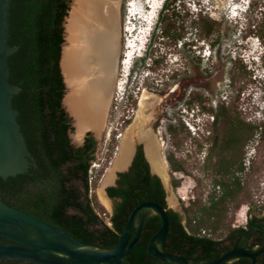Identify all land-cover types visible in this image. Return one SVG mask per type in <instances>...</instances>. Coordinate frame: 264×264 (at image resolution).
Listing matches in <instances>:
<instances>
[{
  "label": "trees",
  "instance_id": "obj_1",
  "mask_svg": "<svg viewBox=\"0 0 264 264\" xmlns=\"http://www.w3.org/2000/svg\"><path fill=\"white\" fill-rule=\"evenodd\" d=\"M68 2L10 0L8 44L16 45L18 49L7 57L8 81L19 88L12 97V106L17 111L16 120L36 167L15 177L9 176L6 181L0 177V182L22 196L16 208L64 230L79 241L109 248L116 244L131 210L141 203L145 190H149L148 199L163 207L165 204L161 188L151 189L150 178L138 172L130 177L123 191L107 187L109 195L121 196L122 201L117 202L111 212L106 211L95 189L117 145L115 133L110 137L108 156L97 169L91 168L96 160L93 137L86 136L81 146L70 142L69 120L61 106L64 84L59 67L62 22ZM163 7L166 13L162 14L160 31L158 28L152 31L147 47H156L164 39L176 41L182 37L173 21V16L178 15L173 9L168 11L171 8L169 1ZM196 22L201 36L205 39L214 36L212 44H215L219 39L218 23L207 16L199 17ZM257 34L264 38V24ZM135 61L140 62L143 68L157 59L145 50L144 54L136 56ZM205 89L210 95L216 92L209 79ZM125 98L127 104L136 105L132 94H126ZM208 101L209 97L196 91H190L186 99L188 107L198 106L213 115L212 134L205 138L208 145L200 165L202 175L209 179L210 188L205 197L196 195L188 206L182 207L184 224L179 222L175 212H168L169 232L164 243L166 252L196 259L209 258V248L216 239L233 231L232 216L243 201L249 199V182L254 172L251 165L250 172L240 174L244 167V147L257 134L264 140V123L246 122L237 109L235 99H218L214 105ZM125 116L121 118L124 126L131 120ZM166 131L175 148L181 147L189 137L181 125L169 123ZM194 146L201 151L204 145L196 140ZM166 159L171 171L185 170L173 153H168ZM172 184L174 188L178 187L176 181L172 180ZM251 212L249 208L248 214ZM101 213L104 217L99 216ZM159 226L157 215L146 219L139 240L125 257L126 264H166L154 260L146 252L148 241ZM3 239L0 237V241ZM240 262L241 259H238L232 264ZM0 264L37 263L0 260Z\"/></svg>",
  "mask_w": 264,
  "mask_h": 264
},
{
  "label": "rangeland",
  "instance_id": "obj_2",
  "mask_svg": "<svg viewBox=\"0 0 264 264\" xmlns=\"http://www.w3.org/2000/svg\"><path fill=\"white\" fill-rule=\"evenodd\" d=\"M144 1L120 0L118 66L105 123V135L95 147L94 162L99 166H94L93 169L104 164L108 156L110 137L115 133L117 145L110 158L112 161L116 150L118 151L119 141L134 122L141 108L143 125L140 133L148 132L156 136L161 144L162 156L173 153L175 159L185 168L183 172L171 171L168 162L164 159L167 175L165 179L162 177V180L166 187L167 205L183 211V208L180 209L181 206H188L196 195L205 197L210 188L209 179L202 175L200 165L208 145L205 138L212 134L210 117L212 114L199 109L198 106L188 107L186 99L189 92L204 93L209 97L208 103L213 105L218 99L227 101L235 99L240 115L246 121L252 119L258 123L257 111L264 115L263 110L260 109L263 105L261 99L264 96L261 93L264 79V53H262L264 38L261 39L257 34L259 27L264 24V0H252L247 22L238 9L242 5L241 0H201L202 10L206 12L199 17L207 16L218 23L219 39L214 42L215 44H212L214 36L212 39L201 36L200 26L196 22L199 17L190 12L193 9L188 5L192 0H171L170 9L178 15L173 16L174 26L182 33V37L176 41L171 38L164 39L156 47H147V43L152 36V29L155 25H160L162 14L166 13L163 12V4L166 1L170 3V0H148L153 7L151 9L145 6ZM179 2H183L185 8L191 7L186 10L187 16L181 11ZM128 3L131 4L132 9L138 8L139 3L142 5L141 16L144 20L133 21L137 18L129 14ZM238 16L240 18H237ZM145 21H149V26ZM144 30L146 32H141ZM145 50L152 57L156 56L157 61L142 68L141 63L136 62L135 59L136 56L144 54ZM208 79L216 90L213 95L205 89ZM128 93L136 100L135 106L125 102ZM144 94V103L140 107V100ZM123 115L131 119L126 126L122 125ZM186 121L198 123L200 129L197 135L189 130ZM169 123L181 125L189 135L179 148L171 144L166 131ZM71 133L73 134L74 131L71 130ZM195 139L203 142L201 151L195 148ZM244 150L245 157H250V165H253L254 172L249 182V199L244 200L240 207L249 205L253 213L263 212L264 140L257 134L245 145ZM103 174L97 183L95 193L106 211L111 212L110 203L103 195L106 200L104 203L99 193ZM172 180L177 182V188H173ZM238 209L232 216V224L235 223ZM101 216L104 217L103 213Z\"/></svg>",
  "mask_w": 264,
  "mask_h": 264
},
{
  "label": "water",
  "instance_id": "obj_3",
  "mask_svg": "<svg viewBox=\"0 0 264 264\" xmlns=\"http://www.w3.org/2000/svg\"><path fill=\"white\" fill-rule=\"evenodd\" d=\"M74 1L69 0L67 13L62 22L63 41L61 43L59 67L64 84L61 106L69 119L70 125L68 136L71 138V144L81 146L86 136H92L98 144L105 135V123L112 101L118 66L120 28L119 35L116 33L113 55L111 63L108 66L110 98L105 113L100 120V127L94 128L93 125L89 124L82 132L77 133V118L74 114L75 112L69 106L68 98L76 94L80 96L81 89H87L89 87L87 83H90V81V84H93L102 71L100 73L94 72L93 75L87 77V73L82 70V73L75 78L73 76L71 81L68 80L64 71V49L69 44L67 41L66 21L74 5ZM9 13L10 0H0V177L2 178L23 174L34 170L36 167L20 130V125L16 120L17 111L12 106V97L19 91V88L8 81L9 66L7 64V57L17 51L18 46L8 44ZM91 105L95 104L92 103ZM71 130L74 131L73 134ZM140 143L143 144L139 139L133 140L132 153L126 164L111 167V163L116 156V150L112 161H110L109 166L104 171L105 174L108 168L111 167L109 171L112 175L111 181L103 185L106 199L107 187L114 185L118 173L128 168L135 152L136 144ZM151 215L159 217L160 226L150 237L146 252L154 260L161 263L232 264L239 258L246 257L250 259L249 264H255L256 257L264 253V243L251 247L237 246L235 244L215 258L196 259L191 256L166 252L164 250V243L169 232V218L166 208L154 201L147 200L136 205L131 210L116 244L109 248H102L94 244L79 241L64 230L40 220L25 211L9 206L0 200V236L8 240L7 242L0 243V260H25L37 264H126L125 257L139 240L142 227L146 219Z\"/></svg>",
  "mask_w": 264,
  "mask_h": 264
},
{
  "label": "bare ground",
  "instance_id": "obj_4",
  "mask_svg": "<svg viewBox=\"0 0 264 264\" xmlns=\"http://www.w3.org/2000/svg\"><path fill=\"white\" fill-rule=\"evenodd\" d=\"M119 4L120 0H75L66 21L69 44L64 49L63 66L68 80L71 81L73 76L74 78L79 76L82 70L87 73V77L93 75L94 72L102 71L99 74L100 78L97 77L98 79L93 84H90L91 81L87 83L89 85L87 89H81L80 96L76 94L68 98L69 106L77 118V133L82 132L89 124L94 128L100 127V120L108 105L110 98L108 66L113 55L116 33L119 35ZM238 9L241 10V7ZM127 47L129 48L130 45ZM144 98L145 94L141 97L140 107L144 103ZM92 103L95 105H91ZM140 111L141 108L134 122L122 136L111 167L126 164L132 153L133 140L139 139L144 142L146 153L154 170L165 179L166 163L159 151L158 140L148 132L143 135L140 133L143 125ZM110 168L100 182L99 193L104 203H106V198H103V185L111 181Z\"/></svg>",
  "mask_w": 264,
  "mask_h": 264
},
{
  "label": "flooded vegetation",
  "instance_id": "obj_5",
  "mask_svg": "<svg viewBox=\"0 0 264 264\" xmlns=\"http://www.w3.org/2000/svg\"><path fill=\"white\" fill-rule=\"evenodd\" d=\"M178 1H181V0H178ZM192 2L196 6L194 8H192L193 10H191L190 12L198 15V17H199V15L203 16V14H204L203 12H206V11L202 10L201 0H192ZM171 5L172 4H171V0H170V7H171ZM179 7H180L181 11L183 12V14H185L187 16L188 14L186 13V10H188L189 7L185 8L183 2H179ZM168 11L171 12L172 9H168ZM261 87H262L261 93H262V95H264V79L262 81ZM263 97L261 99V102L263 103V105L260 107V109L263 110L262 112L264 113V98ZM237 109H239L238 106H237ZM260 113H261L260 111H257L258 117H256V118L258 119V123L254 122L252 119H251V121H246V120L245 121L248 123H252V124L264 123V115L260 114ZM156 139L158 140L157 137H156ZM158 142H159V140H158ZM143 144H144V142H143ZM143 144L140 143L136 146L135 152L133 154L130 165L128 166V168L125 171L118 173V177L115 181V184L112 186H109V187H114L115 189L123 191L126 189L127 182L131 176H134L136 173L138 174V172L146 174L150 178L149 184H150L151 189H153V187L157 188L158 186L161 188L163 201L165 204V208L167 210V215H168L169 211L175 212L177 215L176 218L179 220V222L181 224H184L185 223V216H184L183 211L178 210V209H174V208L169 207L167 205L166 187H165L164 182L162 180V176L160 175V173H158L156 170H154L152 168L153 167L152 163L150 162V159H149V157L146 153V150H145V145L143 146ZM160 145L161 144L159 142V149H160ZM159 151L162 155L161 149ZM163 159H165L167 161L166 155H164ZM250 166L251 165L249 164L247 167H243V170L240 172V174L244 175V174L248 173ZM120 174H123V175H120ZM15 176H10V177H15ZM7 179L8 178L6 177L3 180L6 181ZM172 186H173V184H172ZM106 194H107V201L110 203L111 211H112L114 209L116 203L122 201V197L121 196L114 197V196L109 195L107 192H106ZM147 194H149V190H145L143 196L141 197L142 198L141 202L147 201V200L152 201V200L147 198V196H146ZM21 197L22 196H20V194H18L17 192L12 191L11 189L9 190L7 188L6 183L0 182V200L5 202L9 206L16 208L19 204V200ZM180 209H182V206L180 207ZM103 215H104V213H103ZM99 216H101V214H99ZM231 226L234 229H233V231L230 232V234L218 237L216 239V242L212 246H210L209 258H215L219 254L224 252V250L230 249L235 244H237V246L251 247V246H254L256 244L264 243V211L263 212H257V213H253V211H252L250 214H248L247 220H246V223L244 226L236 225L234 223ZM257 226H259V228H257ZM240 228H242L244 230L242 231V230H240ZM0 237H2V236H0ZM7 241L8 240L6 238H4L2 241H0V243H4ZM239 259H241L240 264H249L250 263L249 258L242 257ZM255 264H264V253H262L256 257Z\"/></svg>",
  "mask_w": 264,
  "mask_h": 264
},
{
  "label": "built area",
  "instance_id": "obj_6",
  "mask_svg": "<svg viewBox=\"0 0 264 264\" xmlns=\"http://www.w3.org/2000/svg\"><path fill=\"white\" fill-rule=\"evenodd\" d=\"M195 6V4H193ZM211 117V121L213 120V115H210ZM186 125L189 128V130L195 135H197L199 132L198 130L200 129V126L198 125V123H194V122H189L186 121ZM250 157H244L243 159V166L247 167L250 164ZM96 166L98 167L99 164L93 162V167ZM92 167V168H93ZM249 205H243L241 206L238 211L236 212V218H235V223L236 225H240V226H244L247 220V216H248V211H249ZM107 224H110V222L107 221Z\"/></svg>",
  "mask_w": 264,
  "mask_h": 264
},
{
  "label": "clouds",
  "instance_id": "obj_7",
  "mask_svg": "<svg viewBox=\"0 0 264 264\" xmlns=\"http://www.w3.org/2000/svg\"><path fill=\"white\" fill-rule=\"evenodd\" d=\"M241 1H242V5L240 6L241 7V10L240 11H241V13L243 15L244 21L247 22V16L250 13L252 0H241ZM193 4L194 3L192 1H189L188 2V5L191 6L192 8L195 7V6H193ZM191 7H189V8H191ZM237 18H240V17L238 16ZM156 28H158L157 30L160 31L158 25L157 26L155 25L154 28L152 29V31L154 29H156ZM262 53H264V52H262Z\"/></svg>",
  "mask_w": 264,
  "mask_h": 264
}]
</instances>
